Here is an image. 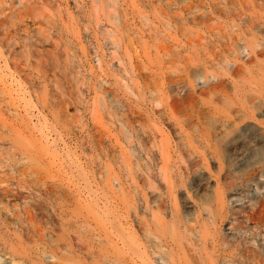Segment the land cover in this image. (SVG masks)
I'll list each match as a JSON object with an SVG mask.
<instances>
[{
	"label": "rangeland",
	"instance_id": "obj_1",
	"mask_svg": "<svg viewBox=\"0 0 264 264\" xmlns=\"http://www.w3.org/2000/svg\"><path fill=\"white\" fill-rule=\"evenodd\" d=\"M263 46L264 0H0V264H264V144L215 141Z\"/></svg>",
	"mask_w": 264,
	"mask_h": 264
},
{
	"label": "bare ground",
	"instance_id": "obj_2",
	"mask_svg": "<svg viewBox=\"0 0 264 264\" xmlns=\"http://www.w3.org/2000/svg\"><path fill=\"white\" fill-rule=\"evenodd\" d=\"M264 47V46H263ZM260 49H262L261 48V46L259 47ZM254 48H252L251 49V52H252V50H253ZM259 49V50H260ZM255 50V49H254ZM253 50V51H254ZM258 50V49H257ZM256 51V50H255ZM262 51V50H261ZM259 52V51H258ZM257 52V53H258ZM262 52H264V51H262ZM262 52H260V53H262ZM237 65V64H236ZM240 66H236V68H239ZM244 67V66H243ZM233 68V70H234V67H232ZM244 69V68H243ZM238 70H241V67H240V69H238ZM237 70V71H238ZM242 71V70H241ZM235 72H236V69H235ZM245 72V71H244ZM212 79V78H211ZM242 81V80H241ZM251 81V80H250ZM208 82V81H207ZM210 82V81H209ZM208 82V83H209ZM243 82V81H242ZM246 82V84H249L247 81H244L243 83H245ZM204 83H205V80H204ZM257 83V82H256ZM206 84V83H205ZM211 84H212V82H211ZM254 84V83H253ZM218 85V84H217ZM238 85H240V82L238 83ZM251 85V84H250ZM256 84H254V86H255ZM219 86V85H218ZM241 86V85H240ZM252 86V85H251ZM209 87V86H208ZM217 87V86H216ZM215 87V88H216ZM220 87V86H219ZM255 87H257V86H255ZM255 87H254V89H255ZM210 88V87H209ZM241 88H242V86H241ZM243 88H244V86H243ZM242 88V89H243ZM248 88L251 90V87H249L248 86ZM259 88V87H258ZM263 88V87H262ZM262 88H260V89H262ZM245 89V88H244ZM259 89V90H260ZM256 90H257V88H256ZM256 90H254V91H256ZM235 91V90H234ZM248 91V90H247ZM247 91H245V94H249V92H247ZM252 91V90H251ZM250 91V92H251ZM254 91H252V92H254ZM261 91V90H260ZM264 91V90H263ZM262 91V95H264V92ZM237 92V91H236ZM247 92V93H246ZM256 94H258V93H256ZM235 95H237V93L235 94ZM243 95V94H242ZM251 95V94H250ZM259 95V94H258ZM257 95V96H258ZM254 96V95H253ZM256 96V97H257ZM259 96H261V95H259ZM242 97V96H241ZM243 97H245V96H243ZM255 97V96H254ZM255 97V98H256ZM247 98V97H246ZM252 98V97H251ZM250 98V99H251ZM261 98V97H260ZM240 99V98H239ZM243 99V98H242ZM248 99V98H247ZM250 99H249V101H250ZM262 99H264V97H262ZM241 100V99H240ZM245 100V99H244ZM257 100V99H256ZM233 101V100H232ZM248 101V102H249ZM252 101H254V100H252ZM257 102V101H256ZM255 101L254 102H249V104H242L241 103V106L240 105H237L238 107L240 106V109L239 110H237V111H239L240 113H239V117H245L246 115H247V113H250L252 110H254V109H256V108H258L259 106H262V104L264 105V103H256ZM259 102H261V101H259ZM236 105V104H235ZM252 109V110H251ZM253 112V111H252ZM252 114V113H251ZM238 118V117H237ZM240 119V118H239ZM242 119H244V118H242ZM236 120H238V119H236ZM234 121V120H233ZM241 121V120H240ZM254 121V120H253ZM202 124V123H201ZM222 124L223 123H221V124H218V126H220V128H221V132L220 133H222V136L221 137H218V138H216V140H215V138L213 137V139L215 140V141H217V140H219V142H220V144L222 145V146H224V147H234V144H236V143H238V142H249V140H256L257 141V143H259V142H261V143H263L264 144V127H262V126H260L259 125V123H256V122H252V121H247V119H246V117H245V119L242 121V122H240V123H236L235 122V124L233 125V126H231V127H229V128H225L224 126H222ZM223 125H225V124H223ZM225 128V129H224ZM204 130V129H203ZM220 131V130H219ZM203 134V135H202ZM201 135V137H200V139H199V145L200 146H202V148H204L205 149V147H207L209 144H210V141H211V136L210 135H208V134H206V133H202ZM216 134H218V133H216ZM216 136V135H215ZM190 144V143H189ZM179 145V144H178ZM213 145V143L211 144V146ZM262 145V144H261ZM198 146V145H197ZM191 147H192V144H191ZM193 147H194V145H193ZM193 147L192 148H190V150L191 149H193ZM261 147V146H260ZM208 148V147H207ZM252 148V147H251ZM210 149V148H209ZM153 151V150H152ZM197 151V150H196ZM198 152V151H197ZM204 152V151H203ZM203 152H201L200 153V159H197V157H196V160H193L194 162H196L195 163V166L197 165L198 166V163H200V162H202V159L204 158V155L205 154H203ZM190 154H192V156L191 157H193V159H194V156H193V154H194V151H193V153H190ZM198 154V153H197ZM195 155V154H194ZM189 155H188V158H191ZM259 157L261 158V159H264V151H259ZM165 160V159H164ZM188 160H190V159H188ZM185 161V160H184ZM193 161H192V163H193ZM204 161V160H203ZM166 163V162H165ZM188 163V162H187ZM190 163V162H189ZM172 164V163H171ZM179 164L180 165H183V163H181V161L179 162ZM185 164V163H184ZM186 165H188V164H185L184 166H185V168L187 169L188 168V166H186ZM191 165H193V164H191ZM262 165L264 166V162H262ZM148 166V165H147ZM171 166V165H170ZM190 166V165H189ZM199 167H200V165H199ZM170 167H168V169H169ZM171 168H172V166H171ZM174 169L176 168L175 166L173 167ZM173 168H172V170L170 169L169 170V172L170 171H173ZM183 169H184V171L186 172V170H185V168L184 167H182ZM181 168V169H182ZM189 168H193V167H189ZM188 168V170H190ZM201 168V167H200ZM176 169H178V168H176ZM180 169V168H179ZM187 170V171H188ZM193 170H194V168H193ZM182 171V170H181ZM147 172V171H146ZM162 172V171H161ZM179 172H180V170H179ZM183 172V171H182ZM159 173V172H158ZM163 173V172H162ZM176 173H178V172H176ZM181 173V172H180ZM189 173V172H188ZM150 174H152V173H149V176H153V174L152 175H150ZM160 174V173H159ZM175 174V172L173 173H164L163 175L161 174V177L163 178H161V180H164V183H165V186H164V188L166 187V192L168 193V194H170L171 193V190H172V186H173V184L176 182H174L173 180L174 179H172L173 177L172 176H174V177H176V175H174ZM182 174V173H181ZM185 174V173H184ZM184 174H183V176H184ZM186 174H187V172H186ZM190 174V173H189ZM194 174L195 175H198V176H200L201 175V173H200V170H199V168H196L195 167V171H194ZM156 176H158V174L156 175ZM156 176H155V178H156ZM160 176V175H159ZM181 176V175H180ZM185 176H187V175H185ZM184 176V177H185ZM179 176H177L176 177V179L175 180H177V178H178ZM184 177L182 178V177H180L182 180L184 179ZM153 178V177H152ZM151 178V179H152ZM158 178H160V177H158ZM148 180H150L148 177H147V182H148ZM161 180L159 179V182H161ZM182 180H181V182H182ZM144 181V180H143ZM146 181V180H145ZM151 181V180H150ZM164 183H162L161 182V184H164ZM151 184V186H155V185H153L154 183L151 181V183H149V185ZM176 184H177V182H176ZM178 185V184H177ZM181 185V184H180ZM156 186H158L157 184H156ZM179 186V185H178ZM176 187V186H175ZM155 188H157V187H155ZM174 188V187H173ZM176 189V191H177V188H175ZM175 189H174V191H175ZM140 190V189H139ZM165 191V190H164ZM144 192V191H143ZM157 192V191H156ZM161 193H163V191L161 192L160 191V193L159 194H161ZM173 193V192H172ZM231 194H233V192H230ZM165 194V193H164ZM143 195V194H142ZM171 196V195H170ZM218 196V195H217ZM155 197L156 196H153L152 197V199H151V202H155L156 204H158L159 205V203L161 204L162 202H161V198L160 199H155ZM214 197H215V195H214ZM220 199H221V197H220ZM171 200V199H170ZM172 201H175V200H172ZM214 201H215V199H214ZM214 201H211V202H213V203H215ZM149 201L146 199V197L145 198H143V201L140 203V205L138 204V206H147V204H149L148 203ZM170 203H171V201H170ZM175 203V202H174ZM172 204V203H171ZM176 204V203H175ZM202 204V205H201ZM200 205H198V206H206L205 204H203V203H201ZM211 205V204H210ZM213 205V204H212ZM215 206H220V200H219V198H218V200L216 201V203L214 204ZM150 206V205H149ZM152 206V205H151ZM172 206V205H171ZM174 206H176V205H174ZM172 226V225H171ZM174 226H176V225H174ZM144 228V227H143ZM175 228H177V227H175ZM174 228V229H175ZM171 229H172V227H171ZM177 230V229H176ZM179 230V229H178ZM144 231H146L145 229H144ZM144 233V232H143ZM147 235V234H146ZM174 235V234H173ZM201 235H202V233H201ZM175 236V235H174ZM203 237H204V235H202ZM201 236V237H202ZM148 237H150L149 239H152L153 238V236H151V235H148ZM200 238L199 237V240L200 239H204L205 240V242H206V238ZM155 238V237H154ZM173 238V237H172ZM177 238H179V237H176L175 236V239L177 240ZM148 239V240H149ZM180 239V238H179ZM171 241V240H170ZM173 241H174V239H173ZM151 242V241H150ZM166 242H167V240H166ZM175 242V241H174ZM203 241H201V243H202ZM173 243V242H172ZM200 243V244H201ZM169 244H171V243H169ZM179 244V243H178ZM177 244V245H178ZM203 245H204V242L202 243ZM201 244V245H202ZM151 245V244H150ZM164 245V244H163ZM173 245H175L176 246V244H173ZM173 245H172V247H170V249H172L173 248ZM202 245V246H203ZM178 246H180V245H178ZM183 246V245H182ZM181 248V247H180ZM169 249V250H170ZM175 249V252H176V250H177V248H174ZM178 249H179V247H178ZM168 250V251H169ZM179 251V250H178ZM171 252H173V251H171ZM171 252H169V253H171ZM174 253V252H173ZM57 254V253H56ZM163 254V253H162ZM168 254V253H167ZM158 255V254H157ZM164 255V254H163ZM166 255V254H165ZM170 255V254H169ZM30 256V255H29ZM56 255H55V253H53L52 255H51V258H53V257H55ZM58 256H60V254L58 255ZM25 256H23L22 258H24ZM166 257V256H165ZM32 258V257H31ZM57 258V257H56ZM60 258V257H59ZM167 259H169V257H166ZM172 258H173V256H172ZM26 259H27V257H26ZM26 259H24V261L26 260ZM30 259V258H29ZM33 260H34V258H32ZM155 259H157V258H155ZM174 259V258H173ZM27 261V260H26ZM25 261V262H26ZM38 261V260H37ZM54 262H56V260H53ZM52 261V262H53ZM157 261L158 262H162V259L159 261L158 259H157ZM166 261H168V260H166ZM28 263H29V261H27ZM38 262H41V261H38ZM50 262H51V260H50ZM164 262H165V260H164ZM27 263V264H28ZM35 263H37L36 261L35 262H31V264H35ZM43 263V262H42ZM49 263V262H48ZM48 263H46V264H48ZM59 263H60V260H59ZM64 263H66V262H64ZM166 263V262H165ZM30 264V263H29ZM44 264V263H43ZM49 264H52V263H49ZM54 264V263H53ZM57 264V263H56ZM68 264V263H67ZM161 264H164V263H161ZM166 264H168V263H166ZM170 264H173L172 262L170 263ZM176 264V263H175Z\"/></svg>",
	"mask_w": 264,
	"mask_h": 264
}]
</instances>
